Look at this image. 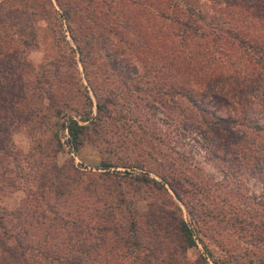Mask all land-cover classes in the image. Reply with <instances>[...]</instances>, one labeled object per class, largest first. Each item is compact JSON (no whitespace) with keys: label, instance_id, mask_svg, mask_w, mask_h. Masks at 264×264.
<instances>
[{"label":"trees","instance_id":"trees-1","mask_svg":"<svg viewBox=\"0 0 264 264\" xmlns=\"http://www.w3.org/2000/svg\"><path fill=\"white\" fill-rule=\"evenodd\" d=\"M128 1L139 5L136 28L148 26L156 46L157 79L147 87L154 104L168 109L186 104L189 111L176 123L179 133L194 132L209 158L264 182V0H225L212 14L193 0ZM126 10L113 0H0V264H97L109 254L130 264H206L210 256L204 244L201 255L187 259L195 232L178 206L193 216L185 198L203 192L199 183L170 172L154 178L143 170L128 176L108 171L136 165L105 157L103 170L88 175L56 160L57 130L66 131L65 142L74 151L87 139L90 124L95 142L103 141L96 131L101 120L116 132L113 76L104 77L110 90L101 91L90 73L97 57L111 56L113 37L125 43ZM38 21L53 35L57 51L35 65L28 52L38 46ZM110 60L117 62L115 56ZM165 68L172 73L165 75ZM114 78L122 81L118 74ZM80 87L86 101L78 108L70 99ZM209 103L225 105L227 113ZM18 130L30 139L25 151L13 141ZM124 183L134 187L133 201ZM15 191L23 197L8 209L2 201ZM148 196L145 212L154 219L136 208ZM262 197L264 206V192ZM234 214L232 221L241 225L243 217ZM245 224L254 232L252 242L264 250V224L255 219ZM211 262L225 264L214 257Z\"/></svg>","mask_w":264,"mask_h":264},{"label":"rangeland","instance_id":"rangeland-1","mask_svg":"<svg viewBox=\"0 0 264 264\" xmlns=\"http://www.w3.org/2000/svg\"><path fill=\"white\" fill-rule=\"evenodd\" d=\"M142 1L148 2V0ZM193 1L208 14H212L224 6L225 0ZM113 2L119 7H127L126 13L129 15L127 21L130 26L123 29L125 43L122 44L113 37L114 39L112 38L111 41L114 47L109 52L111 56L97 57L90 74L95 75L92 78L93 84L100 86L101 91L110 90L107 85L109 81L106 83L103 79L109 75L113 76L111 86L116 96V104L113 106L114 116H118L116 132H112L110 121L101 120L99 122L100 129L96 128V131L104 142L100 140L95 142L96 138L90 124L86 132L87 139L74 151L72 148H68L63 131L57 130L56 137L61 145L56 155L57 162L59 164L71 162L76 169L88 175L103 170L100 169L99 164L105 157L106 160L114 163L129 161L130 165H136L132 167L117 165L115 168H108V171H119L120 174L124 172L127 176L128 173L135 174L143 170L154 178H157L158 173L170 172L179 178L192 179L191 181L199 183L203 189V192L196 191L195 194L191 193L185 198L194 213L193 216H188L183 205L178 203L180 214L193 227L196 238L195 245L187 248V259L191 261L201 255L202 245L205 244L210 251V256L205 258L206 264H213L211 262L213 257L225 264H259L257 260L264 261L262 244L252 242L254 232L252 227L249 228L245 223L247 220L255 219L256 223H261L260 226L264 224V206L262 205L264 182L252 174L249 175L244 169L228 167L220 160L209 158L204 149L193 139L194 132H191L190 135H181L177 128V121L182 114L189 111L186 104L179 102L173 106L174 108L170 105L169 109L165 105L162 107L163 110L154 104L153 94L147 87L153 86V79H157L153 72L155 71L156 58L155 55H152L155 53L156 46L150 38L148 26H144L145 30L143 31L136 28L139 21L142 20L138 14L139 5L137 3H130L128 0H113ZM154 2L161 4L163 0H154ZM152 19L157 21L155 17ZM37 24L40 26L37 36L38 46L28 52V59L35 65L54 55L57 51L53 42L54 37L45 23L38 21ZM119 49L120 51H118ZM114 56L117 58V62L112 64L108 59H112ZM118 67H120L119 70ZM163 71L165 75L172 73L166 68ZM19 73L22 76L26 75L23 71H19ZM115 74H118L122 81H117L114 78ZM140 74L143 75L142 79L139 78ZM28 76H31V73ZM123 80L127 81V85L123 84ZM183 80L184 78L180 81ZM135 84L139 89L135 88ZM69 93L73 95L72 92ZM88 94L92 96L89 91ZM257 97H262V93H258ZM73 99H75L74 103L78 108L86 101L82 87L77 92V96H73L70 100ZM209 105L222 115L227 113L225 105L217 103H209ZM72 116L76 119L79 118L76 114H72ZM129 119L134 120L131 122ZM54 120L55 118H52V121ZM156 135L161 140L154 138ZM12 138L16 146L23 151L30 146V139L25 130H18ZM108 145L115 148L111 150L113 153L107 152L106 146L109 147ZM124 186L125 183L122 184V187ZM133 188V186L132 189L123 188V190L128 189L129 191L127 197H134L130 195L134 192ZM22 197V192L15 191L5 198L2 204L8 209L14 208ZM151 197L138 200L136 208L145 212V201H150ZM87 204L88 201L84 200L83 205ZM146 213L148 219H154V215ZM234 213L243 217L244 225H242L243 220H241V225L232 221ZM240 227H244V229L239 230ZM260 229L261 227L257 230ZM260 233L262 234L261 231ZM100 263L130 264L131 261L117 257L115 254H109L101 257L97 264Z\"/></svg>","mask_w":264,"mask_h":264},{"label":"built area","instance_id":"built-area-1","mask_svg":"<svg viewBox=\"0 0 264 264\" xmlns=\"http://www.w3.org/2000/svg\"><path fill=\"white\" fill-rule=\"evenodd\" d=\"M63 133H64V137H66V131L65 130H63Z\"/></svg>","mask_w":264,"mask_h":264}]
</instances>
